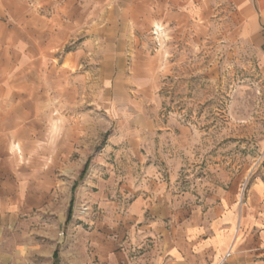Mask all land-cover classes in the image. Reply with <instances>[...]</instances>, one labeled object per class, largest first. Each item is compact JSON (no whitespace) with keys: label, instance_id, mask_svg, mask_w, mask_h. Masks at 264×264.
I'll list each match as a JSON object with an SVG mask.
<instances>
[{"label":"rangeland","instance_id":"rangeland-1","mask_svg":"<svg viewBox=\"0 0 264 264\" xmlns=\"http://www.w3.org/2000/svg\"><path fill=\"white\" fill-rule=\"evenodd\" d=\"M152 2L30 6L21 32L54 34L36 38L44 60L21 69L14 91L31 140L13 150L54 169L57 187L0 264H54L56 252L58 264H105L103 240L144 211L154 220L150 206L186 216L234 190L245 197L264 175V36L235 32L214 6L189 22Z\"/></svg>","mask_w":264,"mask_h":264},{"label":"crops","instance_id":"crops-1","mask_svg":"<svg viewBox=\"0 0 264 264\" xmlns=\"http://www.w3.org/2000/svg\"><path fill=\"white\" fill-rule=\"evenodd\" d=\"M45 1L0 0L1 260L13 259L18 254L14 244H10V235L27 226L31 214L46 205L48 196L57 187L54 169L47 170L40 161L30 163L29 158L24 162L13 150L14 144L20 142L27 147L31 140L23 121L30 112L23 111L24 96L14 91L27 83L21 69L44 60L41 55L46 53L47 45L36 38L54 34L21 31L24 25L30 26V6ZM152 3L166 6L168 13H177L189 22L205 20L209 8L214 6L218 13H229L235 32H261L264 36V0H153ZM3 18L7 24L2 23ZM14 69L19 72L10 74ZM142 203L138 199L131 211L141 213ZM149 210L154 220L146 221L144 211L137 218V225L124 222L123 236L103 240L101 257L105 264H264V175L253 179L245 197L234 190L213 205L200 207L186 216L164 205L150 206ZM130 230L137 236L127 237ZM144 247L150 250L137 251Z\"/></svg>","mask_w":264,"mask_h":264},{"label":"trees","instance_id":"trees-1","mask_svg":"<svg viewBox=\"0 0 264 264\" xmlns=\"http://www.w3.org/2000/svg\"><path fill=\"white\" fill-rule=\"evenodd\" d=\"M71 212H72V207L70 208V214H71ZM54 264H58V252H56L55 254H54Z\"/></svg>","mask_w":264,"mask_h":264},{"label":"built area","instance_id":"built-area-1","mask_svg":"<svg viewBox=\"0 0 264 264\" xmlns=\"http://www.w3.org/2000/svg\"><path fill=\"white\" fill-rule=\"evenodd\" d=\"M230 256V254H228V256L227 257H229Z\"/></svg>","mask_w":264,"mask_h":264}]
</instances>
